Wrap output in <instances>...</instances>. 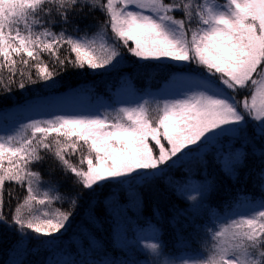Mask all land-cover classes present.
<instances>
[{
	"label": "snow or ice",
	"instance_id": "1",
	"mask_svg": "<svg viewBox=\"0 0 264 264\" xmlns=\"http://www.w3.org/2000/svg\"><path fill=\"white\" fill-rule=\"evenodd\" d=\"M86 7L98 8L106 17L92 36H74L67 29L57 33L50 27L56 16L69 24ZM73 31L79 33V27ZM64 45L74 59L60 58ZM123 49L149 64H195L201 77L183 81V98L145 100L103 116L33 120L15 135L0 137V225L18 230L20 242L55 244L71 228L79 206L77 192L68 198L69 210L52 207L64 196L52 185L44 187L41 173L30 167L45 159L42 153H50L72 174L74 184L94 191L104 181L139 185L162 179L215 144H220L224 169L235 175L245 153L233 141L249 139V122H259L255 134L264 139V0H0V86L5 90L12 84L24 88L26 80L35 83L32 67L37 79L58 74L41 66V53L60 66L67 60L73 68L96 70L115 69L125 59ZM240 92L244 96L237 99ZM72 156L78 157L76 163ZM6 181L25 190L10 219L4 212ZM179 187L192 200L191 191H203ZM7 195L10 201L11 189ZM210 239L204 257L182 264H264V205L221 222ZM144 247L162 255L158 243Z\"/></svg>",
	"mask_w": 264,
	"mask_h": 264
},
{
	"label": "trees",
	"instance_id": "2",
	"mask_svg": "<svg viewBox=\"0 0 264 264\" xmlns=\"http://www.w3.org/2000/svg\"><path fill=\"white\" fill-rule=\"evenodd\" d=\"M179 17V13H177ZM85 17V18H84ZM57 21L51 24L53 31L59 33L62 29H67L72 35L89 36L98 30V22L104 19L98 14H91L86 7L81 14H73L70 17L71 23L63 24L58 16ZM78 26L79 33L73 31ZM61 59L70 57L74 59V54L68 52V46L64 45L59 50ZM44 62L41 66L47 65L49 70H55L58 74L52 79H37L36 68L30 69L35 83L25 81V87L19 88L17 84L10 85L5 90L0 86V115L8 111L16 110L24 104L30 103L36 98L47 97L52 94L62 93L77 87L90 86L98 95H109L110 88L105 85L103 74H95L90 68H73L67 60L60 66L56 64L54 58L48 53H41ZM140 65L137 61H133ZM30 64L35 61L30 60ZM191 69V68H190ZM193 70V69H192ZM150 70H145L147 75ZM7 76V72L4 73ZM130 75H134L130 72ZM18 79V77H17ZM137 86L143 92L149 87L150 90L156 88L154 81L143 85L137 81ZM18 108H15L17 107ZM246 135L252 139L250 142L233 141L235 149L243 147L245 156L243 165L237 178L224 173L222 168L215 165L211 168L210 163L203 155L191 161L199 164H184L169 171L168 175L162 179H154L152 190H146L140 194L143 204L136 210L128 209V194L136 189H143L146 184L130 185L120 184L116 181L100 183L94 186L95 190L82 188L74 184V176L62 170L58 161L50 153H42L45 159L41 162L33 163L30 167L39 171L42 183L52 185L57 192L64 196L62 201L53 203V208L69 210L68 198L75 193H80L79 206L74 210L71 220V228L55 244H43L40 240L20 242L21 237L18 230L11 226L0 225V264H48L49 260L64 262L74 261L75 264H144L145 261L154 264L156 256L139 243H131L132 229H145L154 227L160 233L159 244L162 251L173 260L182 264V256L193 258L204 257L207 248L211 244V232L217 228L221 222L230 220L236 215V205L240 204L237 192L230 193V188L238 184L246 189L251 197L253 206L264 205V158L256 157L259 153H253L249 146L264 142L254 125L247 126ZM227 144V143H226ZM219 149V148H218ZM217 149V154L220 152ZM72 161L77 162L78 157L72 156ZM195 173V174H192ZM201 173L209 175L213 183L229 181L228 191H216L214 189L210 197L205 196L209 191L202 188L201 199L203 203H198L181 195V185L195 180V175L202 178ZM169 181H174L172 187L168 186ZM198 182V181H197ZM11 189L13 197L9 201L7 195ZM4 212L6 218L10 219L11 210L14 209L18 200L25 195L23 187L14 183L5 182L4 185ZM22 202V200H21ZM37 207H42L37 205ZM221 214L223 218H218ZM127 226L121 233V222ZM59 235V234H57ZM43 239H49L44 237ZM170 251L168 254L166 251ZM144 260V262L142 261Z\"/></svg>",
	"mask_w": 264,
	"mask_h": 264
},
{
	"label": "rangeland",
	"instance_id": "3",
	"mask_svg": "<svg viewBox=\"0 0 264 264\" xmlns=\"http://www.w3.org/2000/svg\"><path fill=\"white\" fill-rule=\"evenodd\" d=\"M89 12L91 14L98 13L104 20L106 19L104 13L98 8L95 11L89 10ZM122 51L125 59L115 69H113L111 66H108L106 69H91V71L95 74H103L105 85L111 89L109 95H98V92H94V88L90 86L89 89H87V87H77L66 92L52 94L47 97L36 98L30 103L24 104L16 110H11L8 111V113H3L0 115V137L15 135L23 126L30 124L33 120H48L53 119L58 115L103 116L105 113H114L121 107L135 106L137 103H143L145 100L149 101L150 103H154L163 101L164 99L183 98L181 96V92L186 87L183 81L200 79L202 74V69H200L195 64L187 65L185 63L178 62L171 64L165 63L164 65H160L158 63L149 64L139 61V58L132 56V54L128 53L126 49H123ZM133 61H137L140 65H136ZM145 70H150V73L145 75ZM130 72H133L134 75H130ZM137 81L143 85H148L149 82L154 81L156 88L154 90H150L148 87L143 92H141L137 86ZM243 96L244 93L240 92L237 94V99H240ZM153 115H155V113H153ZM258 123L259 122H249L248 125H254V127H256ZM151 143L154 142L150 141V144ZM162 143H165V146L168 147L166 141H162ZM224 143L226 144L228 142L224 141ZM218 148H220V144L209 145L202 150L200 155H203V158L207 159L211 168L215 165H218L222 168L224 173L229 174L228 171L224 169V161L217 154ZM249 149H251L255 154L259 153L256 155V157L264 158V156L261 155V152L264 151V142L251 145L249 146ZM173 159H175V157ZM169 163H171V161H169ZM242 163L243 160L237 163L234 170L235 175L230 174L233 178H237V175L243 165ZM185 164H193L194 167H199V164H194L192 162H186ZM201 176H206L207 178H202L198 175H195V180L198 182L192 180L181 186L185 189L194 190L196 188L201 189L202 186L204 191H209L212 189L216 191H228V186L230 185L229 181L226 180L213 183L209 179V175L201 173ZM42 185L44 187L48 186L43 183ZM146 190L149 192L152 190V183L146 184V187L141 190L135 188L129 192L128 200L130 203L128 204V209L136 210L140 204H143L140 194H144ZM180 190H182L181 187ZM235 192H237L238 198L241 199V201L240 204L236 205V215L233 218H240L242 214L249 213L251 209L260 208L258 206L252 205L250 195L245 193L246 189L239 186L238 184L235 186L232 185L230 188V193L234 194ZM185 194L187 198L190 199L189 192H185ZM190 195L196 197L195 200H190L203 203V199L200 198L201 194L199 192L191 191ZM217 217L223 218L220 213L217 215ZM126 226L127 225L122 221L120 228L121 233L124 232ZM159 234L160 233L156 228H146L145 230H139V232L133 228L130 242L139 243L142 246L150 242L159 244ZM162 249L164 250V248ZM166 253L170 254L171 252L168 250ZM153 255L156 256V260L159 261V264H166L167 261H171L173 264H179L163 251L162 255L157 256V254L154 253ZM200 258L202 257L200 256L199 258H193L191 256H182L180 261L191 262ZM142 261L144 262V260ZM144 264L151 263L145 261Z\"/></svg>",
	"mask_w": 264,
	"mask_h": 264
},
{
	"label": "bare ground",
	"instance_id": "4",
	"mask_svg": "<svg viewBox=\"0 0 264 264\" xmlns=\"http://www.w3.org/2000/svg\"><path fill=\"white\" fill-rule=\"evenodd\" d=\"M251 140H252V139L249 137V139H248L247 141H245V142H250ZM239 150H241V151H243V152L245 153L243 147H242L241 149H239ZM197 156H200V153L197 154ZM190 160L193 161V160H195V159H191V158H190ZM199 193H201V192H199ZM212 193H213V191H209L207 194H205V196L210 197V195H211Z\"/></svg>",
	"mask_w": 264,
	"mask_h": 264
}]
</instances>
